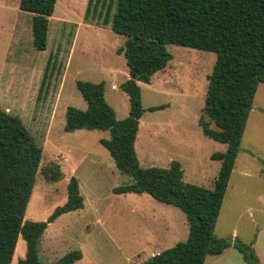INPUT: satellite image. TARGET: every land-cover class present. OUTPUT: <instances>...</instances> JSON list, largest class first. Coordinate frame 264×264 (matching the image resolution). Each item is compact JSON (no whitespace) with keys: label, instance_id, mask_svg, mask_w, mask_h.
I'll list each match as a JSON object with an SVG mask.
<instances>
[{"label":"rangeland","instance_id":"374dc122","mask_svg":"<svg viewBox=\"0 0 264 264\" xmlns=\"http://www.w3.org/2000/svg\"><path fill=\"white\" fill-rule=\"evenodd\" d=\"M19 2L0 0V109L20 117L44 149L25 218L47 221L67 201L72 176L79 181L85 204L49 223L40 242L43 264H54L75 249L82 250L83 257L74 264H140L186 240L189 224L180 208L148 193L113 192L131 178L100 142L110 137L109 131L64 130L68 106L87 108L78 80L104 81L105 98L116 116L129 115V98L120 84L131 74L124 55L118 53L127 37L96 16L85 19L88 0H57L47 49L38 51L33 45V14L21 11ZM168 50L173 58L166 68L154 74L150 84L139 82L147 110L140 119L136 152L143 167H169L177 160L185 182L212 188L221 163L211 154L225 151L226 145L205 136L199 118L216 53L176 44H169ZM48 63L51 75L39 95ZM161 104L168 107L148 110ZM51 163L60 166L58 181L49 179ZM242 170L249 176H242ZM262 170L264 83L254 97L215 231L231 239L230 227L237 221L238 240L255 244V253L264 261ZM25 253L26 241L20 237L12 264Z\"/></svg>","mask_w":264,"mask_h":264},{"label":"trees","instance_id":"16d2710c","mask_svg":"<svg viewBox=\"0 0 264 264\" xmlns=\"http://www.w3.org/2000/svg\"><path fill=\"white\" fill-rule=\"evenodd\" d=\"M56 2H19L21 11L33 14V45L38 51L47 49ZM90 15L127 37L118 53L124 55L130 74L135 75L120 84L129 98V115L122 119L116 116L105 98L104 81L78 80L76 85L87 108L68 106L64 130L109 131L110 137L100 142L119 170L131 178L129 183L114 187L113 192L148 193L180 208L189 224L186 240L140 264H204L208 255L220 254L231 246L249 264H261L253 243L219 238L215 228L258 85L264 83V0H88L85 19ZM169 44L216 53L199 118L204 135L227 146L225 151L211 154V159L221 162L213 188L185 182L182 164L177 160L169 167H143L136 152L140 119L147 110L139 82L149 84L155 73L166 68L173 58ZM50 75L48 63L39 95ZM166 107L168 104H161L148 110ZM43 151L20 117L0 109V264H12L20 237L26 241V253L18 264H43L40 242L49 223L85 206L79 181L72 176L67 201L57 206L47 221L25 218ZM50 170L49 179L58 181L62 175L59 164L51 163ZM82 257V250L75 249L54 264H74Z\"/></svg>","mask_w":264,"mask_h":264},{"label":"crops","instance_id":"0c3cea01","mask_svg":"<svg viewBox=\"0 0 264 264\" xmlns=\"http://www.w3.org/2000/svg\"><path fill=\"white\" fill-rule=\"evenodd\" d=\"M112 88H115V87L113 86ZM239 154H240V152H239ZM239 154H238V156H239ZM238 156L236 158V162H235V166H234V168L232 170V174L237 168ZM220 166H221V164H220ZM219 170H220V168H219ZM232 174H231V176H232ZM241 175L245 176V177L249 176V172L242 170L241 171ZM260 175L264 176V170L260 171ZM230 180H231V177H230ZM230 180H229V184H230ZM229 184H228L227 190L229 188ZM213 185H214V182H213ZM227 190H226V193H227ZM225 196H226V194H225ZM224 199H225V197H224ZM223 204H224V200H223ZM223 204H222V207H223ZM222 207H221V210H222ZM221 210H220V213H221ZM219 216H220V214H219ZM218 220H219V217H218ZM218 220H217V223H218ZM217 223H216V227H217ZM230 228H231L230 238L234 241V240L238 239V237L240 235V232H239L238 226H237V221H235L234 224ZM215 231H216V228H215ZM218 237L219 238H225L224 236H218ZM246 243H250V240H249V242L247 241ZM254 247H255V244H253V248ZM256 255L258 257L259 262L261 264H264V261L261 259L260 254L257 252ZM204 264H249V263L246 261L244 255L237 248H235L234 246H231V247L225 249L220 254H217V255L210 254V255H208L206 257V260H205Z\"/></svg>","mask_w":264,"mask_h":264},{"label":"water","instance_id":"95a60500","mask_svg":"<svg viewBox=\"0 0 264 264\" xmlns=\"http://www.w3.org/2000/svg\"><path fill=\"white\" fill-rule=\"evenodd\" d=\"M131 78H135V75H134V74H132V75H131Z\"/></svg>","mask_w":264,"mask_h":264}]
</instances>
